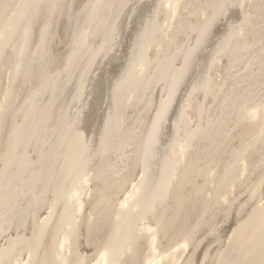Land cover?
I'll return each instance as SVG.
<instances>
[{"label": "bare ground", "instance_id": "6f19581e", "mask_svg": "<svg viewBox=\"0 0 264 264\" xmlns=\"http://www.w3.org/2000/svg\"><path fill=\"white\" fill-rule=\"evenodd\" d=\"M58 2L66 5L67 10L56 18L46 37L54 61L47 74L60 72L61 75L56 83L58 94L46 114L43 109L34 111L31 103L25 105L31 90L43 82L33 77L30 53L25 52L19 75L11 47L0 58V102L4 93L9 92L7 123L0 125V259L5 264H14L21 254L27 260L31 250L34 264H53L58 230L62 221H70L74 215V202L64 197L57 200V192L70 195L74 162L81 150L87 148L91 155L90 179L79 189L84 211L75 214L79 220L81 253L91 258L114 234L119 245L129 229L139 226L137 251L126 257L125 264H140L151 243L152 234L146 229L159 224L160 248L187 240V254L183 251L179 254L183 264L189 261L216 264L233 230L247 219L245 213L254 206L249 201L252 189L264 180V110L251 114V108L264 99V57L259 29H255L251 39L246 33L243 40L232 45L228 55L213 69L210 84L193 92L195 77L190 75L186 79L158 142L150 147L153 110L158 107L161 95L166 94L164 81L173 66L179 69L183 63L177 55L174 65H170L169 58L183 47L186 38L194 40L191 28L198 19L194 5L210 0H183L189 7L181 10L168 39L157 36L153 43L150 32L144 41L145 48H136L135 54L134 42L137 32L143 31L142 21L160 0H129L139 6L135 15L126 9L121 16L115 49L105 52L104 31L93 25L87 46L71 64L67 62L71 54L69 26L74 25V20L69 19V12L74 17L86 4L119 5L124 0ZM103 11L115 13L116 9L108 7ZM166 13L167 9L160 17V24ZM3 23L4 17L0 16V26ZM122 76L125 78L117 107L112 96ZM81 77L85 87H81ZM41 99L48 105L53 97L49 94ZM110 112L112 131L102 146L101 137ZM14 120L22 125L23 138L6 170L5 153ZM75 131L82 134L79 141ZM241 145L247 148L248 162L243 179L237 178L242 165L233 156ZM142 172L144 184L149 188L166 182L173 173L176 176L167 200L164 203L157 200L154 204V214L148 211L151 205L147 194L132 188L133 184L142 187ZM130 193L129 207L117 220L121 212L119 204ZM208 193H212L211 199ZM89 213L96 216L91 238ZM63 231L67 232V227ZM59 239H63L62 234ZM240 239L238 235L233 247ZM73 246H77V241H73Z\"/></svg>", "mask_w": 264, "mask_h": 264}, {"label": "snow or ice", "instance_id": "6c2138e0", "mask_svg": "<svg viewBox=\"0 0 264 264\" xmlns=\"http://www.w3.org/2000/svg\"><path fill=\"white\" fill-rule=\"evenodd\" d=\"M138 4H131L129 0L119 5H104L101 3H90L84 5L79 13L75 16L69 12V19L74 20V25L69 26V38L71 43L69 48L71 54L67 57L68 64L73 62L74 57L80 53L88 43L91 36L92 26L102 28L105 39V52H110L115 49L119 40V24L121 16L125 15L127 9L132 15H135ZM112 7L115 8V13H106L103 10ZM189 6L183 3V0H160L153 8L149 9L147 15L142 21L143 31L137 32L134 42L133 53L136 48H145V38L151 32L153 43L156 42V37L161 40H167L177 19L180 17L181 10L187 9ZM197 12V23L192 25L191 32L194 33V40L186 38L182 48L177 49V53L169 58V64L174 65L177 55H179L183 63L179 69L173 66L172 72L164 81L166 94H162L158 107L154 108V118L151 122L149 130V146L155 145L164 125L168 122L169 112L176 98L184 85L186 79L190 75L195 77L193 83V92L197 91L202 85L210 84L212 72L220 60L228 55L232 45L245 38L246 33L249 38L255 29H259L261 55L264 57V0H210L208 3H197L194 5ZM167 13L164 22L160 24V17ZM67 10V6L58 2V0H30L27 3L13 4L10 0H0V16L4 17V23L0 26V58L11 47L16 56L15 70L19 75L21 64L25 52L28 51L32 56L30 67L33 77L38 81H43L40 86L32 89L29 99L25 101V105L32 104L34 111L44 110L47 112V107L50 106L58 94L56 83L61 75L60 72H55L48 75L50 66L54 63L48 51L46 37L49 30L54 27L56 18L62 15ZM129 21L131 16L128 17ZM248 46L254 47V44ZM204 64L201 65V60ZM231 63V61H230ZM143 72V69H141ZM9 84L11 85L12 72L9 71ZM127 74H125L126 76ZM124 76L117 81L116 87L113 90V101L119 107L120 89L124 80ZM84 78L81 77V87H85ZM52 95L53 100L49 101L48 105L43 103L42 97ZM264 95V89H262ZM191 94H189L190 98ZM9 92H5L3 101L0 102V125L7 123V114L9 109ZM187 108V102H185ZM264 110V99L259 105L251 108V114ZM27 119V117H26ZM180 121H177V129L179 134ZM112 131V114L109 113L108 120L105 122L104 133L101 137V145L103 146ZM75 137L79 141L82 134L75 131ZM23 138V128L13 121V132L9 136V146L5 153L6 170L9 163L16 156ZM187 143V141L185 142ZM184 149L182 148V151ZM247 148L241 145L240 148L233 153V156L238 164L242 165V171L237 173V178L243 179L247 175L248 162L245 159ZM91 167L90 150L83 148L74 162V175L72 176V190L70 195L65 196L63 192H57V200L64 197L74 202L73 218L70 221H62V225L58 230L54 249L55 260L53 264H125L126 257L132 256L137 251V240L141 234L139 226L135 230L129 229L121 244H117L115 234L107 238L104 243L96 249L92 257L89 258L86 254L79 251L78 241L80 239L78 232L79 220L75 218L76 212L83 213L84 204L81 200L80 188H83L89 183ZM179 167V164L176 165ZM235 169V165H233ZM145 170H147V158L145 159ZM215 175V173H213ZM176 179L173 173L166 182L160 185L149 188L144 184L145 174H140L141 188H137L135 184L132 188L135 192L141 191L147 194L150 207L148 211L155 213L154 204L157 200L164 203L167 197L171 194L173 183ZM211 199L212 193H208ZM132 198L130 193L128 197L120 202L119 208L121 212L116 219L120 220L124 214V210L129 207V199ZM249 201L252 205L250 211L245 213L246 220H243L238 225L236 230H233L232 236L228 238V246L219 253V260L216 264H264V180L254 187L250 193ZM227 197H224V203H227ZM242 208L244 205L241 206ZM100 208V205H97ZM51 214V213H50ZM89 234L93 231L96 216L89 213ZM64 227L68 231L64 232ZM160 225L156 228H147L146 231L151 233V243L144 260L140 264H183V258L179 255L182 251L187 254L189 244L185 240L182 244L160 248L157 244V234ZM99 231V228H97ZM63 235V239H59V235ZM241 236V239L235 247L234 241ZM77 241V246H73V241ZM231 252V257L229 253ZM28 259H23V254L17 257L14 264H34L33 252L27 253ZM207 260V255H205ZM0 264H5L3 259H0ZM135 264V262H133ZM188 264H192L191 261Z\"/></svg>", "mask_w": 264, "mask_h": 264}]
</instances>
